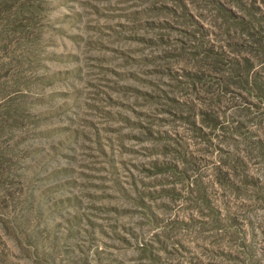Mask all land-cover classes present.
<instances>
[{"label":"rangeland","instance_id":"obj_1","mask_svg":"<svg viewBox=\"0 0 264 264\" xmlns=\"http://www.w3.org/2000/svg\"><path fill=\"white\" fill-rule=\"evenodd\" d=\"M0 264H264V0H0Z\"/></svg>","mask_w":264,"mask_h":264}]
</instances>
